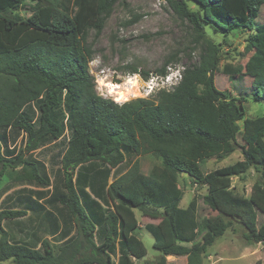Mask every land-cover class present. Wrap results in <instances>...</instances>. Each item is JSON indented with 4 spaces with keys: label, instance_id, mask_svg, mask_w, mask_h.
<instances>
[{
    "label": "trees",
    "instance_id": "obj_1",
    "mask_svg": "<svg viewBox=\"0 0 264 264\" xmlns=\"http://www.w3.org/2000/svg\"><path fill=\"white\" fill-rule=\"evenodd\" d=\"M24 1L0 0V180L7 176V187L21 186L0 191V261L139 264L147 249L135 209L161 216L144 228L159 252L186 256V264H203L234 222L249 244H264V113L248 117L244 104L253 95L264 105V23L257 22L264 0H193L198 9L167 0L192 26L199 61L184 68L174 90L123 103L97 93L83 43L86 31H101L121 0H37L28 16L20 13ZM207 28L225 37L249 32L241 54L249 55L251 96L217 87L223 48ZM177 55L155 72L165 73ZM243 69L226 63L222 71L236 76ZM50 146L56 151L49 166L39 157ZM238 149L242 159L203 171L204 160ZM147 154L161 165L144 173L138 157ZM252 168L259 176L251 194L236 192L233 178ZM181 173L207 186L203 201L222 216L212 235L194 246L187 243L208 230L209 221L198 196L180 206Z\"/></svg>",
    "mask_w": 264,
    "mask_h": 264
},
{
    "label": "rangeland",
    "instance_id": "obj_2",
    "mask_svg": "<svg viewBox=\"0 0 264 264\" xmlns=\"http://www.w3.org/2000/svg\"><path fill=\"white\" fill-rule=\"evenodd\" d=\"M184 1L192 9L199 8L193 0ZM37 2V0H25L20 9L21 15H30L36 9ZM257 22L258 24L264 23V7H262ZM207 35L222 43L223 48L220 69L215 74L217 87L237 97L251 96V67H247L249 55L241 54L249 32L247 30L236 31L225 37L222 33H216L213 29L207 28ZM224 37L227 40H224ZM83 43L91 51L89 70L94 77L97 93L117 102L116 95L110 93L109 87L105 84L110 81L119 82L122 89L128 90V99L118 103L142 98L137 94L133 95L135 87H132V83L135 81V74L139 73H131L130 66L138 67L139 71L155 72L177 53L176 60H173L171 65L185 68L190 64L197 63L201 54L200 47L193 48L192 26L171 8L167 0H121L117 2L109 16L105 18L101 31L89 28L84 35ZM226 63L241 64L244 69L239 75L230 76L222 71ZM156 96H151L148 99L153 100ZM258 103L259 106L254 102L253 95L247 98V101L244 102L247 108L246 116L255 117L264 113V105L259 101ZM242 124L243 122L240 121V125ZM55 149L50 146L39 158H42L50 166V156L55 153ZM242 158V152L238 149L224 159L217 157L206 159L201 163V166L207 173ZM138 161L144 173H148L155 165H161V160L151 154L139 156ZM258 176V173L252 168L243 177L235 176L232 180V187L236 192L249 196ZM10 182L11 180L4 176L0 180V191L7 189V193H10L21 187L20 185L7 187ZM178 184L184 191L180 206L186 207L194 195L198 196L201 216L207 217L209 221L208 230H200L197 240L187 243L188 246L201 244L212 235L213 228L221 221L222 216L204 203L203 196L207 193V186L194 183L187 173L179 175ZM135 213L142 227L138 229L137 235L147 249L146 257L140 260L139 264H186V256H166L159 252L154 247L153 235L144 228L146 223H157L161 216L146 214L139 209H135ZM11 225L13 223L4 222L5 228H9L8 226ZM49 238L52 244L57 243L56 238ZM0 264L14 263L8 260L0 261ZM203 264H264V244L262 242L249 244L243 238V227L234 222L233 226L229 227L209 247Z\"/></svg>",
    "mask_w": 264,
    "mask_h": 264
},
{
    "label": "built area",
    "instance_id": "obj_3",
    "mask_svg": "<svg viewBox=\"0 0 264 264\" xmlns=\"http://www.w3.org/2000/svg\"><path fill=\"white\" fill-rule=\"evenodd\" d=\"M183 71V66L171 64L167 66L165 73L150 72L147 77L139 71L137 72L139 74H135V81L132 83V87H135L133 95L138 94L142 98L148 99L161 91H172L181 82Z\"/></svg>",
    "mask_w": 264,
    "mask_h": 264
},
{
    "label": "bare ground",
    "instance_id": "obj_4",
    "mask_svg": "<svg viewBox=\"0 0 264 264\" xmlns=\"http://www.w3.org/2000/svg\"><path fill=\"white\" fill-rule=\"evenodd\" d=\"M120 84H119V82H113V81H110V82L105 84L106 86L109 87V92L116 95L117 101H123L124 99H128V97H129L128 90H126V88L122 89V85H120ZM125 87H127V86H125Z\"/></svg>",
    "mask_w": 264,
    "mask_h": 264
}]
</instances>
